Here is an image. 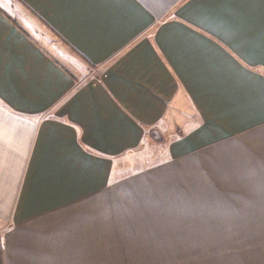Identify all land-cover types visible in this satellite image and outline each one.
<instances>
[{"label":"crops","instance_id":"1","mask_svg":"<svg viewBox=\"0 0 264 264\" xmlns=\"http://www.w3.org/2000/svg\"><path fill=\"white\" fill-rule=\"evenodd\" d=\"M242 196L264 204V0H0V264H110L95 230L131 222L161 231L136 264H264V226H189Z\"/></svg>","mask_w":264,"mask_h":264},{"label":"rangeland","instance_id":"2","mask_svg":"<svg viewBox=\"0 0 264 264\" xmlns=\"http://www.w3.org/2000/svg\"><path fill=\"white\" fill-rule=\"evenodd\" d=\"M150 139L151 153L155 155L161 152L159 149L166 144L169 136L156 131L151 134ZM239 194L243 196L247 195L245 190L239 191ZM243 196L235 200L225 198L192 199V209L197 214L191 216V218H195L196 220L189 226H264V214L262 213L264 211L263 200L255 198L250 203ZM131 223L132 226H106L104 235L102 226H100V233L95 230L96 241L97 239H104L105 241L104 253L105 256H110V264H136L134 259L135 254H147L146 249L149 248L142 246L141 239H143V243L145 244V240L151 237L153 233L152 227L135 226L136 222ZM147 224L145 223V225ZM100 227L96 226V229ZM160 232L157 229L154 233ZM158 238L161 239L160 236ZM99 253L102 254V251Z\"/></svg>","mask_w":264,"mask_h":264}]
</instances>
